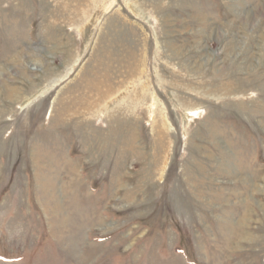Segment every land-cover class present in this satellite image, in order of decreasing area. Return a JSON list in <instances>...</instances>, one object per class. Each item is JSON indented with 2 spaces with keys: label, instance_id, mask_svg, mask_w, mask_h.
I'll list each match as a JSON object with an SVG mask.
<instances>
[{
  "label": "rangeland",
  "instance_id": "rangeland-1",
  "mask_svg": "<svg viewBox=\"0 0 264 264\" xmlns=\"http://www.w3.org/2000/svg\"><path fill=\"white\" fill-rule=\"evenodd\" d=\"M0 264H264V0H0Z\"/></svg>",
  "mask_w": 264,
  "mask_h": 264
}]
</instances>
